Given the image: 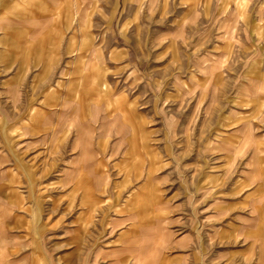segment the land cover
<instances>
[{"label": "rangeland", "instance_id": "1", "mask_svg": "<svg viewBox=\"0 0 264 264\" xmlns=\"http://www.w3.org/2000/svg\"><path fill=\"white\" fill-rule=\"evenodd\" d=\"M137 1L0 0V264H264V0Z\"/></svg>", "mask_w": 264, "mask_h": 264}, {"label": "crops", "instance_id": "2", "mask_svg": "<svg viewBox=\"0 0 264 264\" xmlns=\"http://www.w3.org/2000/svg\"><path fill=\"white\" fill-rule=\"evenodd\" d=\"M97 1H99V3H102V4H108L109 3V0H97ZM163 1H165V0H138L137 1V4L140 6V5H142V4H145V6H147V7H149V6H151V5H153V4H158V3H162ZM233 2H235L234 3V11L235 12H237V11H240V8H242V7H244L246 4L245 3H247V1L246 0H232ZM264 11V9L262 10V12ZM238 13V12H237ZM264 13V12H263ZM240 14V13H239ZM42 114V113H41ZM30 116V119L31 120H33L34 119V117L33 116H36V115H34V114H30L29 115ZM37 117V116H36ZM93 175H95L94 173H93ZM81 176V173H79V177ZM82 177V176H81ZM94 179L96 178V176L95 177H93ZM83 180H85V178L83 179V178H79L78 179V181H83ZM122 221H123V219L122 218H118V219H114V220H110V222H109V224H112L111 226L114 228L115 226H118V225H121V223H122ZM124 221H130L131 222V217L128 215L126 218H125V220ZM156 227H155V232L157 233L156 235V238L158 237V236H161V225H160V223L159 222H162V221H164V218L162 219V218H158V219H156ZM123 259H117V258H114L113 260H111V262H113V264H120V262L122 261ZM148 261V260H147ZM42 262V261H41ZM40 262V263H41Z\"/></svg>", "mask_w": 264, "mask_h": 264}]
</instances>
